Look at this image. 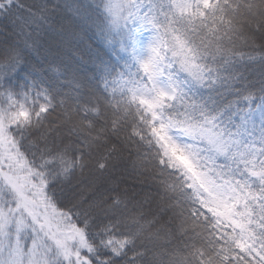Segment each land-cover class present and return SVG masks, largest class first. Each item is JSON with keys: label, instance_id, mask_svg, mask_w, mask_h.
Returning <instances> with one entry per match:
<instances>
[{"label": "trees", "instance_id": "obj_1", "mask_svg": "<svg viewBox=\"0 0 264 264\" xmlns=\"http://www.w3.org/2000/svg\"><path fill=\"white\" fill-rule=\"evenodd\" d=\"M82 2L0 0V46L22 53V71L44 73L0 79L8 146L60 225L77 230L74 245L46 238L34 261L7 224L0 264H254L264 243V0H129L110 34L115 66L95 78L91 30L69 10ZM140 26L222 39L227 78L197 96H214L219 151L191 134L177 99L155 102L138 64ZM245 229L256 238L242 251Z\"/></svg>", "mask_w": 264, "mask_h": 264}, {"label": "snow or ice", "instance_id": "obj_2", "mask_svg": "<svg viewBox=\"0 0 264 264\" xmlns=\"http://www.w3.org/2000/svg\"><path fill=\"white\" fill-rule=\"evenodd\" d=\"M129 0H83L69 10L78 18L82 19L93 38L95 48L93 50V62L89 67L92 69L89 78L106 74L114 68L115 52L113 51V41L110 37L111 32L116 29L122 19H127L125 11ZM207 6V0H204ZM23 7V5H20ZM182 11H190V5L184 4ZM95 12L92 17L91 13ZM199 14H203L200 12ZM91 17V18H90ZM153 18L148 22L152 23ZM159 29L158 24H153ZM168 35L162 36L159 32L155 33L150 40L147 48L148 54L143 59H138V64L144 73L155 85L156 103L159 104L165 99H177L182 103L187 116V124L193 132L207 133L210 140L219 138L216 125V113L211 109V103H215L213 95L200 99L201 89H207L209 93L214 91V86L225 81L227 73L223 71L225 66H229L231 61L225 55L222 39L217 36L199 37L198 42L189 43L183 34L173 33L167 30ZM219 31V30H217ZM133 41L135 37H131ZM27 47L35 52V43L27 42ZM211 57V62L208 61ZM0 79L15 82L20 79H27L30 75H35L38 79L44 78L42 69L31 66L30 71H22L24 61L22 53L11 45L0 46ZM239 75V73L237 74ZM163 78L168 83V89L157 83L159 78ZM200 117V119H196ZM248 235L254 233L245 229L236 242V247L246 251L252 247V240H248ZM264 243L260 248H252V251L259 257L254 264H264ZM251 253H249L250 255ZM15 255V253H14ZM236 259V254H232ZM227 260V256L222 257ZM239 264V261H237ZM246 264V262H245Z\"/></svg>", "mask_w": 264, "mask_h": 264}, {"label": "rangeland", "instance_id": "obj_3", "mask_svg": "<svg viewBox=\"0 0 264 264\" xmlns=\"http://www.w3.org/2000/svg\"><path fill=\"white\" fill-rule=\"evenodd\" d=\"M152 29H144L141 26L137 30V44L139 59H143L148 54V44L154 34ZM160 86L168 89L167 82L161 77L157 81ZM9 122L0 107V232L4 226L9 224L18 234H23L27 238V248L35 261L40 254V248L48 238L52 241V235L57 241L64 244L71 242L75 244L77 230L61 226L54 212L47 204L39 187H36L20 173V162L16 160L10 151L7 128ZM195 137H201L211 148L219 151L224 143L219 134V138L210 140L207 133L191 132ZM215 150V151H216ZM14 192L15 201L11 203L6 198V193ZM11 200V199H10Z\"/></svg>", "mask_w": 264, "mask_h": 264}]
</instances>
